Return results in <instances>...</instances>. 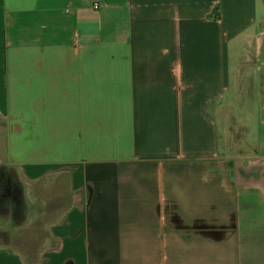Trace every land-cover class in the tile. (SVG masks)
I'll use <instances>...</instances> for the list:
<instances>
[{
	"label": "crops",
	"instance_id": "0c3cea01",
	"mask_svg": "<svg viewBox=\"0 0 264 264\" xmlns=\"http://www.w3.org/2000/svg\"><path fill=\"white\" fill-rule=\"evenodd\" d=\"M0 122V264H264V0H0Z\"/></svg>",
	"mask_w": 264,
	"mask_h": 264
},
{
	"label": "rangeland",
	"instance_id": "374dc122",
	"mask_svg": "<svg viewBox=\"0 0 264 264\" xmlns=\"http://www.w3.org/2000/svg\"><path fill=\"white\" fill-rule=\"evenodd\" d=\"M4 143V131L0 122V224L8 225L9 228L20 227L15 238L6 232L0 233V240L13 243L28 260V256L31 258L38 252L40 241L46 238L51 218L41 215L43 206L38 197L40 189L37 190L38 193L29 195L28 185L18 180L15 169L7 165ZM240 174L264 175L260 168L240 169ZM13 202L18 204L19 214L16 216L12 215ZM28 241H32L34 248H28Z\"/></svg>",
	"mask_w": 264,
	"mask_h": 264
}]
</instances>
